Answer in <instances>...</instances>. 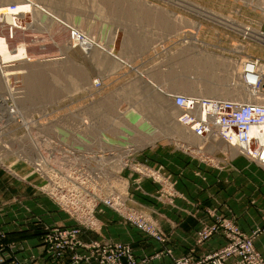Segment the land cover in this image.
Returning <instances> with one entry per match:
<instances>
[{
	"label": "rangeland",
	"instance_id": "1",
	"mask_svg": "<svg viewBox=\"0 0 264 264\" xmlns=\"http://www.w3.org/2000/svg\"><path fill=\"white\" fill-rule=\"evenodd\" d=\"M6 1L8 4H2L0 0L1 8L7 6L14 11L16 3L23 2L32 6L34 14L26 22V28L14 27L12 36L5 30L3 37L8 49L14 54L16 45L25 42L29 52L35 54L32 60L24 58L21 62L22 59L14 58L2 64V69L0 67V167L9 174L12 163H20L29 171L26 163L15 161L13 156L17 121L31 120V114H39L44 105H83V110L99 123L95 126V134L87 137V141L92 142L98 133L104 134V137L98 134L100 139L95 140L98 144H113L139 155L156 144L190 152L188 146L193 147L192 144L199 142L192 134L194 142H189L186 135L176 134L173 125L178 123L175 121L178 109L172 104L171 93L231 100L228 95L206 96L205 84L214 82L222 89L229 87L246 93L247 101L259 100L255 97L264 99V93L252 91L243 73V64L248 58L264 60V42L258 39L260 34L264 36V0H186L190 5H185L184 0ZM21 12L18 10L15 14L21 16ZM242 26L255 30L245 32ZM76 35L90 44L77 39ZM202 63L213 72L212 77L197 69ZM29 69V72H41L37 78L44 79L50 90L54 89L53 93L48 88L44 92L52 95L50 98H45L40 90H30L27 84L23 88V72ZM54 79L60 86L53 85ZM182 80L193 81V91L182 87ZM159 89L168 95L165 106H162L174 111V115L171 121L164 120L161 135L153 140L149 135L151 129L145 134L137 121L129 120L137 117L141 109L161 116L158 105L145 106L148 102L154 103L152 98ZM18 93L23 98L29 93L30 105L21 104L16 96ZM119 116L121 120L127 119L126 126L122 121H114ZM115 122L117 127L113 126ZM120 127H124L125 132L131 128L132 134L124 132L123 138L119 134L123 133L118 129ZM110 128L117 131V135L113 137L115 132ZM118 135L123 139L116 138V141ZM218 147L221 148L212 145L207 150L213 152ZM227 150L229 157L236 155L235 150ZM216 155L221 156V153ZM197 163L204 164L198 160Z\"/></svg>",
	"mask_w": 264,
	"mask_h": 264
},
{
	"label": "built area",
	"instance_id": "2",
	"mask_svg": "<svg viewBox=\"0 0 264 264\" xmlns=\"http://www.w3.org/2000/svg\"><path fill=\"white\" fill-rule=\"evenodd\" d=\"M262 33V32H261ZM264 34V33H263ZM75 35V33L73 34ZM82 42L87 40L76 35ZM258 39L264 42V36ZM246 82L252 91L264 93V60L250 57L243 64ZM178 113L175 121L183 125L199 142L187 152L207 166L222 169L233 149L264 170V103L213 99L189 94H169ZM83 105H44L31 120L17 121L13 135L15 161L26 163L29 173L40 180L32 186L49 197L74 221L72 226L45 227L42 244L56 263L69 259L73 264H141L130 246L120 242L85 243L78 237L82 229H99L96 212L99 206L118 213L127 223L159 242L165 236L156 221L144 211L129 205L128 177L136 183L149 179L159 184V194L171 199L174 183L162 167L138 160L131 151L119 146L87 141L95 134L97 120L83 110ZM94 131V132H93ZM212 145L220 146L213 152ZM221 153L217 156L216 153ZM14 177L24 179L10 171ZM214 221L196 232L201 244L222 232L226 243L219 249L195 258L192 254L174 259V264H264L254 249L253 238L238 229L226 217L212 213ZM82 250V252H79ZM11 248L9 249V253ZM0 254V264L11 254ZM170 254V252H167Z\"/></svg>",
	"mask_w": 264,
	"mask_h": 264
},
{
	"label": "crops",
	"instance_id": "3",
	"mask_svg": "<svg viewBox=\"0 0 264 264\" xmlns=\"http://www.w3.org/2000/svg\"><path fill=\"white\" fill-rule=\"evenodd\" d=\"M184 1L185 5L191 4ZM134 156L151 166H161L174 183L175 195L169 199L160 196L158 183L149 179L136 183L124 173L128 177L129 205L152 217L164 233L165 241L146 235L103 206L96 212L99 229H82L78 235L81 241L120 242L130 246L141 264H174L175 258L189 254L200 258L225 244L222 233L210 236L201 244L196 242L197 230L212 223L214 213L231 219L243 233L260 229L253 244L264 258L263 169L241 155L225 159L222 169L200 165L187 152L163 144ZM11 167L25 178L14 177L0 167V254L9 253L11 248L10 257L2 264H59L46 253L42 234L45 227L75 223L32 186L40 180L28 168L20 163H12ZM60 264L73 263L65 259Z\"/></svg>",
	"mask_w": 264,
	"mask_h": 264
},
{
	"label": "bare ground",
	"instance_id": "4",
	"mask_svg": "<svg viewBox=\"0 0 264 264\" xmlns=\"http://www.w3.org/2000/svg\"><path fill=\"white\" fill-rule=\"evenodd\" d=\"M7 1L6 0H2V4H8V2L6 3ZM17 5H16V8L14 9V11H11V9H10V7H7V6H4V7H0V31L2 32V36L0 35V67L2 66V64H4V63H6V62H8V61H11V59H14V58H16V59H22V60H20L21 62L23 61V59L25 58V59H28V60H32V57H34L35 56V54H34V52L32 51V52H29V50L27 49V47H26V44H25V42H22V43H19V44H17L16 45V48L13 50L14 51V54H12L11 53V51L8 49V45H7V40H6V38H4L3 37V33L5 32V30H8V32H7V34L8 35H11L12 36V34H13V31H14V27H25L26 26V22L30 19V18H32V6L30 5V4H23V2H17L16 3ZM1 5V4H0ZM3 6V5H2ZM200 7V6H199ZM202 8V7H201ZM200 9V8H199ZM205 9V8H204ZM16 10V11H15ZM18 10H20V14H21V16H17L15 13L18 11ZM39 11V10H38ZM204 12V11H203ZM206 12V11H205ZM212 13V12H211ZM213 14V13H212ZM217 14V13H216ZM34 15V14H33ZM211 16V15H210ZM217 15H215L214 17H216ZM218 17H220V16H218ZM217 18V17H216ZM221 18V17H220ZM220 18H218V19H220ZM223 20V19H222ZM234 23H236L235 21H234ZM240 24V23H239ZM238 24V25H239ZM161 25V24H160ZM243 28H244V30H245V32H249V33H251V32H254V28H252V27H249V26H242ZM26 28V27H25ZM261 35V34H260ZM194 37V36H193ZM249 37V36H248ZM47 40V39H46ZM92 43V42H91ZM29 45V44H28ZM85 45V44H84ZM205 55V54H204ZM210 55V54H209ZM167 56V55H166ZM51 59V58H50ZM46 60V59H45ZM206 60V59H205ZM212 60V59H211ZM210 60V61H211ZM18 61V60H17ZM20 61H18V62H20ZM51 61V60H50ZM244 61V60H243ZM17 62V63H18ZM24 62H28V61H24ZM30 62V61H29ZM207 62H209V60L207 61ZM212 62V61H211ZM211 62H209V63H211ZM39 63H41L40 61H39ZM213 63V62H212ZM23 64V63H22ZM42 64V63H41ZM202 65H204V63H202V64H200V67H198L197 69H199V70H201L202 71V73L203 74H205L206 72V74H210V76L209 77H212L213 76V72L211 73V72H209L210 70V68L208 67H203ZM4 66V65H3ZM10 67V66H9ZM8 66H7V68H9ZM12 67H14V66H12ZM3 67H1V69H2ZM5 68V67H4ZM6 68V69H7ZM15 69H16V67H14ZM12 69V68H11ZM10 70V69H9ZM24 70V69H23ZM7 71V70H6ZM30 71V69L26 72V71H24L23 72V78H24V76H25V80H22V83H23V88H24V86L27 84V86H28V88L30 89V90H40L41 91V94H43L44 92H46V91H48L47 90V88L49 89V91L50 92H54V89L52 88L51 90H50V87L48 86L47 87V84L44 82V79H40V78H37L38 77V75L37 74H41V72H39V71H31V72H29ZM200 71V72H201ZM19 71H15V73H18ZM22 72V71H21ZM34 72V73H33ZM3 74V73H2ZM43 75V74H42ZM40 76V75H39ZM13 78V77H12ZM14 78H16V77H14ZM47 81V80H46ZM49 81H51V80H49ZM53 81V80H52ZM165 81V80H164ZM183 81V83H181L180 85L182 86V87H184V88H188L189 90H191V91H193V88H195L194 86H193V81H191V80H189L188 82L187 81H184V80H182ZM209 81V80H208ZM48 82V81H47ZM70 82V81H69ZM53 83V85H55V87H56V85L58 86L59 85V81L58 80H56L55 81V79H54V81L52 82ZM55 83V84H54ZM61 83V82H60ZM70 83H72V82H70ZM76 83H77V81H76ZM46 85V86H45ZM68 85V84H67ZM72 85V84H71ZM78 85V84H77ZM60 86V85H59ZM63 86V85H62ZM61 86V87H62ZM69 86H70V84H69ZM205 86H206V90L204 91L205 92V94H206V96H208V97H214V96H219V95H228V98L229 99H231V100H234V101H238V102H240V101H247V99L244 97L245 95H246V93L244 94L242 91H234L232 88H229V87H224L223 89L222 88H220V86L217 84V83H212V82H208V83H206L205 84ZM236 87V86H235ZM60 88V87H59ZM178 88H179V85H178ZM202 88H204V87H202ZM61 89V88H60ZM29 90V91H30ZM202 90V89H201ZM247 90V89H246ZM56 91V90H55ZM197 91V90H196ZM21 92V95H22V90L20 91ZM189 92V91H188ZM200 92V91H199ZM248 92V91H247ZM192 92H190V94H191ZM17 94V93H16ZM45 95H44V97L45 98H50L51 96L50 95H46V93H44ZM203 94V93H202ZM252 94V93H251ZM20 95V93H18V95H16L17 97H18V99L20 100V102H21V104H24V105H30V94L28 93L24 98L22 97ZM230 95V96H229ZM247 95H249V94H247ZM253 95H255V94H253ZM259 96L261 95V94H258ZM15 96V97H16ZM167 94L166 93H164V91L162 90V89H159V93H157V94H154V96H153V98H152V101L154 102V103H152V104H149V100H146L145 102L147 103V105H145V106H150V105H152V106H155V105H158L159 107H160V115L161 116H157V115H154L153 113H150L151 111H143L142 109L141 110H139V114L137 115V117H133V118H131L129 121L130 122H136V123H138L139 125V127L140 128H143L145 131H144V133L146 134H148V131L151 129V134H149L150 136H153V140L155 139V138H157V137H159L161 134L160 133H162V132H160L161 130H162V124H163V122H164V120L166 121V119H170V121H171V116L172 115H174L173 113H174V111H172L171 109H169V108H164V103H166V101H167ZM247 97V96H246ZM254 97V96H253ZM256 99L258 98L259 100H256L255 102H263L264 103V99H262L261 97H255ZM22 100H24V101H22ZM151 101V100H150ZM162 105H164V106H162ZM143 107V106H142ZM146 107V108H147ZM151 107V106H150ZM149 108V107H148ZM140 109V108H139ZM122 114H123V112H121ZM150 113V114H149ZM157 113V114H158ZM147 114H149V116L147 115ZM158 114V115H159ZM126 115H129V114H126ZM141 115V116H140ZM139 116V117H138ZM161 117V118H160ZM173 117V116H172ZM128 118V117H127ZM165 118V119H164ZM112 120V119H111ZM134 120V121H133ZM167 120V121H168ZM114 121H120V122H118V123H121V121L123 122L122 123V125H124L125 124V126H126V123H124V122H127V119H122L121 120V118H120V116H119V118L116 120V118L114 119ZM173 121V120H172ZM117 123V124H118ZM173 124H174V121H173ZM121 125V126H122ZM113 126H115V127H117L116 126V122H115V125H113ZM124 126V127H125ZM168 126V125H167ZM175 126V128L174 129H176V134L178 135V136H180L181 134H182V137H183V135H186L185 137L186 138H189L188 139V141L189 142H194L195 141V139L193 140L192 139V135H191V133H188L187 132V130L185 129H183V127H182V125L180 124V123H175V125H173V127ZM115 127H113L114 129H116ZM118 127H119V125H118ZM124 127H120V128H118L119 130H121L123 133H119V134H121L122 135V137L124 136V135H126L125 133H128V135H131L132 133H131V131H130V129H129V131H127V132H125L124 131ZM136 127V126H135ZM154 127V128H153ZM156 127V128H155ZM164 127V126H163ZM171 130H172V132H173V128H172V124H171ZM153 128V129H152ZM111 130H113L112 132L114 133V134H112V136L114 135H117V131H114V129H112V128H110ZM109 129V130H110ZM117 129V130H118ZM126 129V128H125ZM109 130H107L106 132H108ZM125 132V133H124ZM160 132V133H159ZM187 132V133H186ZM103 133V132H102ZM109 133H110V131H109ZM131 133V134H130ZM99 134V133H98ZM98 134H97V136H98ZM163 134H164V132H163ZM190 135V136H189ZM97 136H95V139L93 138V141L92 142H98V141H95L96 139H100L99 137H104L105 135L104 134H102V136H101V134H99V137H97ZM113 136V137H114ZM176 137V136H175ZM123 139V138H119V135L118 136H116L115 137V139ZM194 138H196V137H194ZM117 139H116V141H117ZM120 140H118V141H120ZM196 140H197V138H196ZM151 141H152V139H151ZM98 144V143H97Z\"/></svg>",
	"mask_w": 264,
	"mask_h": 264
}]
</instances>
